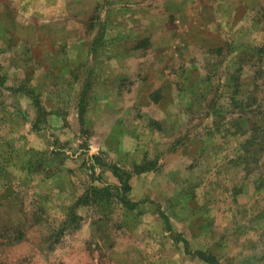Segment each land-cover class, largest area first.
I'll return each mask as SVG.
<instances>
[{
	"label": "rangeland",
	"instance_id": "obj_1",
	"mask_svg": "<svg viewBox=\"0 0 264 264\" xmlns=\"http://www.w3.org/2000/svg\"><path fill=\"white\" fill-rule=\"evenodd\" d=\"M0 264H264V0H0Z\"/></svg>",
	"mask_w": 264,
	"mask_h": 264
},
{
	"label": "crops",
	"instance_id": "obj_2",
	"mask_svg": "<svg viewBox=\"0 0 264 264\" xmlns=\"http://www.w3.org/2000/svg\"><path fill=\"white\" fill-rule=\"evenodd\" d=\"M196 255V257L198 256L197 254H195ZM199 257V256H198ZM200 258V257H199Z\"/></svg>",
	"mask_w": 264,
	"mask_h": 264
}]
</instances>
